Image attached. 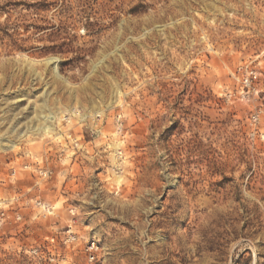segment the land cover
I'll return each instance as SVG.
<instances>
[{
  "label": "rangeland",
  "instance_id": "obj_1",
  "mask_svg": "<svg viewBox=\"0 0 264 264\" xmlns=\"http://www.w3.org/2000/svg\"><path fill=\"white\" fill-rule=\"evenodd\" d=\"M0 264H264V0H0Z\"/></svg>",
  "mask_w": 264,
  "mask_h": 264
},
{
  "label": "bare ground",
  "instance_id": "obj_2",
  "mask_svg": "<svg viewBox=\"0 0 264 264\" xmlns=\"http://www.w3.org/2000/svg\"><path fill=\"white\" fill-rule=\"evenodd\" d=\"M57 61V59L55 58H52V57H49V58H43V59H40V60H28L26 61L27 65L29 66H33V65H36V64H42L43 66L45 67H48L49 65H54V67L52 68L53 70L52 71H55V62ZM54 73V72H53ZM55 75L56 72L54 73ZM50 113V112H49ZM42 119L44 123L46 122H53V121H57V119H59L58 116L54 117L52 115H47V116H40L39 119ZM43 123V124H44ZM41 127V126H40ZM52 127H47L46 124H44L42 127H41V131L44 133V134H48L49 133V130L51 129ZM37 129V128H36ZM38 130V129H37ZM116 145V144H115ZM118 181V180H117Z\"/></svg>",
  "mask_w": 264,
  "mask_h": 264
},
{
  "label": "built area",
  "instance_id": "obj_3",
  "mask_svg": "<svg viewBox=\"0 0 264 264\" xmlns=\"http://www.w3.org/2000/svg\"><path fill=\"white\" fill-rule=\"evenodd\" d=\"M96 250V247L94 246V243L92 242L90 246L87 248L89 259L90 261L94 259V252Z\"/></svg>",
  "mask_w": 264,
  "mask_h": 264
}]
</instances>
